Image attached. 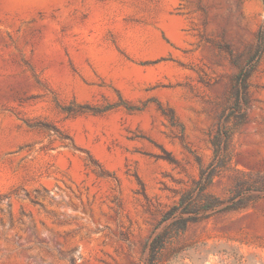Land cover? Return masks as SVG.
I'll list each match as a JSON object with an SVG mask.
<instances>
[{
    "label": "rangeland",
    "instance_id": "374dc122",
    "mask_svg": "<svg viewBox=\"0 0 264 264\" xmlns=\"http://www.w3.org/2000/svg\"><path fill=\"white\" fill-rule=\"evenodd\" d=\"M263 20L260 0H0V264H146L162 215L211 160L231 79L252 65L247 122L210 192L264 176ZM119 99L150 102L61 110ZM251 194L190 224L156 264H264V192Z\"/></svg>",
    "mask_w": 264,
    "mask_h": 264
},
{
    "label": "trees",
    "instance_id": "16d2710c",
    "mask_svg": "<svg viewBox=\"0 0 264 264\" xmlns=\"http://www.w3.org/2000/svg\"><path fill=\"white\" fill-rule=\"evenodd\" d=\"M264 8V0H260ZM264 50V20L256 36L257 60ZM254 65L242 67L233 76L228 89L227 105L217 117L214 129L209 135L212 157L205 166H199L198 176L190 187L180 193L179 198L161 217L147 243L146 264H156L164 247L176 236L182 234L190 224L206 220L215 213L235 211L245 208L252 192H264V176L256 175L247 180L237 179L226 199H220L210 192L214 179L230 169L233 157L232 141L234 135L246 124L250 103L249 79ZM150 100L139 106L119 101L104 106H67L61 110L66 114L91 113L99 115L115 108L126 112L143 111ZM157 111L170 125H177L170 109L157 105Z\"/></svg>",
    "mask_w": 264,
    "mask_h": 264
}]
</instances>
